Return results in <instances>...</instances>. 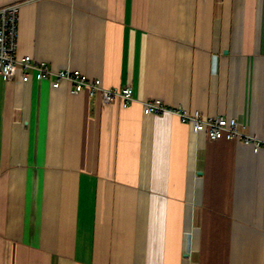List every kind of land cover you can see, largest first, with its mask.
Listing matches in <instances>:
<instances>
[{"label": "crops", "instance_id": "obj_1", "mask_svg": "<svg viewBox=\"0 0 264 264\" xmlns=\"http://www.w3.org/2000/svg\"><path fill=\"white\" fill-rule=\"evenodd\" d=\"M24 2L17 53L131 86L106 104L0 73V264H264V0Z\"/></svg>", "mask_w": 264, "mask_h": 264}, {"label": "built area", "instance_id": "obj_2", "mask_svg": "<svg viewBox=\"0 0 264 264\" xmlns=\"http://www.w3.org/2000/svg\"><path fill=\"white\" fill-rule=\"evenodd\" d=\"M24 2H13L0 6V73L8 81L28 82L32 77L50 82L53 88L63 83L68 85L71 94L88 92L90 96L99 94L106 104L120 101L124 106L135 101L133 87L125 85L118 88L105 87L98 78L71 69L53 70L43 60H34L30 55L17 53V29L19 13ZM146 114L178 113L183 122L188 123L194 133L205 132L208 139L236 140L251 146L255 152L264 148V138L255 134H245L239 129V122L233 117L209 116L200 112L189 114L185 110L169 108L161 100H146L143 103Z\"/></svg>", "mask_w": 264, "mask_h": 264}]
</instances>
